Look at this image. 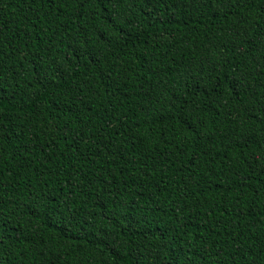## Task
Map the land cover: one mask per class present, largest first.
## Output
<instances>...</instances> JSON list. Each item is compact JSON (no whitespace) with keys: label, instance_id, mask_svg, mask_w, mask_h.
Listing matches in <instances>:
<instances>
[{"label":"trees","instance_id":"trees-1","mask_svg":"<svg viewBox=\"0 0 264 264\" xmlns=\"http://www.w3.org/2000/svg\"><path fill=\"white\" fill-rule=\"evenodd\" d=\"M0 264H264V0H0Z\"/></svg>","mask_w":264,"mask_h":264}]
</instances>
